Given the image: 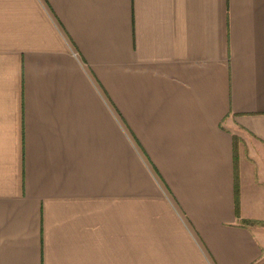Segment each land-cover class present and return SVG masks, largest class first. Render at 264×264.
<instances>
[{
	"label": "crops",
	"instance_id": "crops-1",
	"mask_svg": "<svg viewBox=\"0 0 264 264\" xmlns=\"http://www.w3.org/2000/svg\"><path fill=\"white\" fill-rule=\"evenodd\" d=\"M0 264H264V0H0Z\"/></svg>",
	"mask_w": 264,
	"mask_h": 264
},
{
	"label": "trees",
	"instance_id": "trees-1",
	"mask_svg": "<svg viewBox=\"0 0 264 264\" xmlns=\"http://www.w3.org/2000/svg\"><path fill=\"white\" fill-rule=\"evenodd\" d=\"M236 207H237V212L239 213V184L236 178Z\"/></svg>",
	"mask_w": 264,
	"mask_h": 264
}]
</instances>
